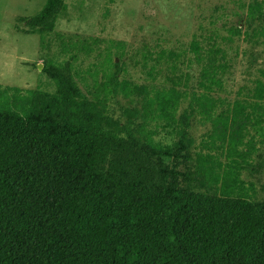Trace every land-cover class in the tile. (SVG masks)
Listing matches in <instances>:
<instances>
[{
  "label": "trees",
  "instance_id": "16d2710c",
  "mask_svg": "<svg viewBox=\"0 0 264 264\" xmlns=\"http://www.w3.org/2000/svg\"><path fill=\"white\" fill-rule=\"evenodd\" d=\"M65 1L19 19L24 30L52 33ZM246 13L264 28V0ZM189 52L198 91L174 50L148 55L171 72V85L150 95L118 81L114 65L111 92L142 100L122 109L123 121L81 91L68 60L44 61L53 93L0 85V264H264L253 181L263 172L253 155L264 146V71L228 103L215 96L230 68L225 50L194 38ZM195 121L208 124L197 146ZM253 129L261 140L248 138Z\"/></svg>",
  "mask_w": 264,
  "mask_h": 264
},
{
  "label": "rangeland",
  "instance_id": "374dc122",
  "mask_svg": "<svg viewBox=\"0 0 264 264\" xmlns=\"http://www.w3.org/2000/svg\"><path fill=\"white\" fill-rule=\"evenodd\" d=\"M253 1L261 0H66L52 33L42 35L27 33L19 19L35 16L46 0H0V85L53 93L52 82L41 72L44 61L68 60L81 91L123 121L122 109H140L142 100L111 92L114 65L118 81L146 86L150 95L171 85L167 80L171 72L167 64H156L148 55L174 50L182 54L177 67L189 75L188 87L193 90L199 70L188 59L195 38L202 45L215 43L225 50L230 68L215 96L232 103L246 98L264 71V28L245 22L246 5ZM186 106L187 101L182 102L179 110ZM137 122L146 124L147 130L156 125L140 118ZM207 130L208 124L193 123L194 145ZM251 134L249 139H262L254 129ZM157 138L164 143L171 140L162 132ZM256 145L253 163L262 164L263 172L253 181L257 199H264V146Z\"/></svg>",
  "mask_w": 264,
  "mask_h": 264
}]
</instances>
